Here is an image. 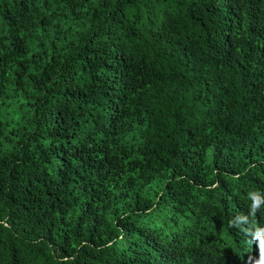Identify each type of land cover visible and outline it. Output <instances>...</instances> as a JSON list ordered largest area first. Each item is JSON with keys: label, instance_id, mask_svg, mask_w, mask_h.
<instances>
[{"label": "trees", "instance_id": "1", "mask_svg": "<svg viewBox=\"0 0 264 264\" xmlns=\"http://www.w3.org/2000/svg\"><path fill=\"white\" fill-rule=\"evenodd\" d=\"M0 264H264V0H0Z\"/></svg>", "mask_w": 264, "mask_h": 264}]
</instances>
